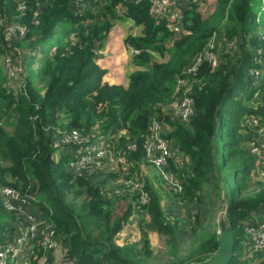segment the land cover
Listing matches in <instances>:
<instances>
[{
    "label": "trees",
    "instance_id": "1",
    "mask_svg": "<svg viewBox=\"0 0 264 264\" xmlns=\"http://www.w3.org/2000/svg\"><path fill=\"white\" fill-rule=\"evenodd\" d=\"M21 4L26 8L20 10ZM263 4L264 0L186 1L180 6L178 31L168 18L153 14L150 0H88L83 10H77L73 0H0V57L10 48L8 24L18 22L27 27L23 42L12 41L21 51L19 56L25 61L28 56L43 59L39 68L35 61L25 65L26 76L18 90L7 81L0 61V187L37 197L44 225L68 239L67 256L75 264H143L154 254L149 231L167 236L176 256L187 236L185 220L170 219L150 177L130 176L142 163L154 167L144 148L154 117L169 126L164 136L184 162L172 167L183 186L180 192L172 191L185 203L199 204L192 231L205 232L197 237L195 248L173 264L203 262L218 249V232H206L216 195L236 235L230 264H243L239 259L246 237L243 222L253 209L264 205L263 157L246 147L255 131L242 124L246 114L264 117V97L257 108L247 104L259 90L253 86L256 78L250 70L264 69V41L255 35L264 25ZM206 9L212 14L206 16ZM118 24L125 30L129 52L127 87L104 81L106 71L97 63L98 53ZM224 25L227 31L215 44V58L220 47L227 54L200 65L193 76L200 82L196 86L193 82L190 92L196 113L189 122L182 121L174 114L177 81ZM227 37L232 45L221 42ZM134 49L140 52L135 54ZM262 76L264 96V71ZM38 80H46L42 89ZM61 127L84 134L97 130L98 135L111 137L115 151L123 150L129 165L126 179L143 183L148 202L140 204L138 192L132 190L105 192L107 178L122 173V165L101 184L94 179L96 174L71 168L78 148L66 145L75 151L56 157ZM130 143L136 148L130 149ZM156 172L155 178L164 181ZM133 194L149 215L148 228L141 226L139 243L120 245L118 234L137 209L129 200ZM14 219L0 198V241L14 231L8 223ZM35 252L36 259L45 254L51 259L43 246Z\"/></svg>",
    "mask_w": 264,
    "mask_h": 264
},
{
    "label": "built area",
    "instance_id": "2",
    "mask_svg": "<svg viewBox=\"0 0 264 264\" xmlns=\"http://www.w3.org/2000/svg\"><path fill=\"white\" fill-rule=\"evenodd\" d=\"M96 3L102 0H91ZM152 3V12L156 17H166L170 20V24L180 30L181 26V10L180 6H185L186 1L203 2L211 4L215 0H150ZM88 0H73L75 8L83 10L87 5ZM180 4V5H179ZM26 5L21 4L19 9H25ZM0 23L3 22L0 20ZM27 27L18 22L8 24L6 40L10 46L8 52L4 54V64L10 80L15 83L14 88L20 89L23 81L21 79L26 76L25 67L20 65L22 59L20 50L13 47L14 39H22L26 34ZM138 54L139 50H132ZM15 54V55H14ZM14 56V59L11 58ZM211 58L214 62L215 58V43L208 42L207 46L196 56H194L185 68L183 75L178 79L175 90V112L182 121L189 122L196 113L194 100L190 92L193 89L194 74L199 69L204 60ZM13 59V60H12ZM259 79L261 75L260 69H252L250 71ZM22 82V83H21ZM12 86V84H11ZM262 97H264L262 95ZM257 124V120L250 119L251 124ZM169 128L165 122L154 117L150 124L149 134L145 140L144 148L146 150L147 160L156 168L158 173L163 177L165 183L180 192L183 188L176 172L171 169L170 163L175 151L171 141L164 136V132ZM112 138L106 135H98L96 130L84 134L78 129L70 131L63 130L58 132L56 145H72L78 148L74 158L70 161V166L81 173L89 175H97L103 171H113L119 169L120 165L124 169H128L129 165L124 158L123 150L117 153L112 146ZM130 149H135V143L129 144ZM174 153V154H173ZM254 153L263 157L262 166H264V153L259 149H254ZM182 159L177 162L176 168L183 166ZM125 183L133 191L138 192L140 204L145 205L148 200V193L143 188V183L138 180L126 179ZM0 198L8 211L13 212L17 218V234L13 235L8 232L4 239L0 241V264H13L19 258H24L31 261L34 249L26 256L27 247H32L39 239V244L47 250H53L57 246L56 232L50 225L45 226L41 212V206L36 204L37 197L33 193H22L18 189L10 186L0 187ZM40 208L39 215L36 212V207ZM139 207H141L139 205ZM246 241L250 244L251 254L258 255L259 259H254L252 256L240 259L243 264H258L264 260V221L251 222L244 225ZM28 257V259H27ZM41 264H48V256L45 254L40 257ZM95 264V263H93Z\"/></svg>",
    "mask_w": 264,
    "mask_h": 264
},
{
    "label": "rangeland",
    "instance_id": "3",
    "mask_svg": "<svg viewBox=\"0 0 264 264\" xmlns=\"http://www.w3.org/2000/svg\"><path fill=\"white\" fill-rule=\"evenodd\" d=\"M217 2H218V0L213 1V3H217ZM263 6H264V4H263ZM211 14H212V10H210V9H206L205 10V15L206 16H209ZM226 21L227 20H225L223 22L225 23ZM263 21H264V15H263ZM259 28H260V30H257L255 35L259 36L260 40L264 41V25H261V27H259ZM226 31H227L226 25H224V27L221 28L220 32L216 33V35L213 36L212 38H209V41H207V42H210V41L213 40L214 43L216 44L217 40L219 42V38L221 39L222 36L225 37V32ZM22 39H19L18 41L23 42ZM223 41L224 42L227 41L230 45H232V43L230 42L231 40L229 38L228 39H223L221 42H223ZM239 46H240L239 43H237L236 48H238ZM16 48L18 49V47H16ZM19 48L21 49V46ZM230 49L232 50V47H230ZM224 54L225 55L227 54L226 51H224L220 47L219 48V52L217 53V59L219 60L221 58L220 60H222V58L225 56ZM3 57H5V56L3 55ZM3 57H0V61H1V58H3ZM11 58L14 59V56H11ZM161 58L162 57H159V58H156V59L160 60ZM34 61L37 62V68L41 67V65L43 63V59H41V58L32 60L28 56L26 58V61L22 58V59H20L19 63H20L21 66L25 67V65H27L30 62H34ZM261 70L264 71V69H261ZM5 72H6L7 81H10L11 84H12V87L17 89L18 87L15 86V83H14L15 80L12 82L10 80L9 76H8V72L7 71H5ZM262 79H263V76L260 79L256 78V80L253 81L254 82L253 86L258 88L259 90H258L256 95L252 99L248 100V103H247L248 105H250L252 107H255V108H257L258 106H261L263 104V103L257 102V99L262 97V95H263V90H262V88L260 86V84L262 82ZM37 82H38L37 83L38 86L42 89L44 87V84H45L46 80L45 81L44 80L43 81L42 80H38ZM199 82L200 81H194V84H195L194 86H196V84H198ZM251 118H254L255 120H257L258 121L257 124H254L253 122H252L253 124H251L250 123V119ZM63 121H65V120H63ZM242 122H243L242 123L243 125H247L249 128H251V129H253L255 131V133L252 136V138L249 139L246 142V147L248 149H250L251 151H253V152H254V149H256V147H260L259 151H262V149H263L262 144L263 143H261V141H258V140L260 139L262 134H264L263 133V131H264V117H262V116H253V115L249 116V115L246 114L244 116V118L242 119ZM7 129L11 130L12 127L8 126ZM63 130H64V127H61L60 132H63ZM167 131H169V130H167ZM118 140H119L118 136L113 138V141L116 142V143L118 142ZM116 146H117V144H116ZM57 150L60 151L59 147L57 148ZM174 152H175V155L172 157L171 163H170L171 169H172V167H175L177 165L178 160L179 161L181 160V158H180L181 153L178 154V151H175V149H174ZM123 171L124 172L119 173V175L116 174V175H118L116 178H111V180H114L113 182H114L115 185H119L120 183H117V182H119V179L120 178H121V180L124 179V176L125 175L127 176L130 173V170L127 171L126 169H124ZM109 172L110 173H113V172L117 173V171H115V170L109 171ZM125 173H127V174H125ZM126 176H125V179H126ZM130 176H132L134 179L137 178V174L136 173L131 174ZM156 176H157V174H154V173H152L149 170H147V172L143 173V177L144 178L145 177H150L149 179L152 182H154L155 188L160 190V193L162 195V200H163V203H164L163 207L166 209V212L169 213L170 219H173L174 217H178V218H182L183 220H185V222H186L185 228L187 230V236L184 238V241L182 243H180L179 250H178L176 256H173V254L171 253V248L169 246V242H168L167 236L159 234L158 232H157L158 235L155 236L154 235L155 234L154 231H149V235H151V234L153 235L151 237L153 238V242H154V245H153L154 246V248H153L154 249V254L150 258H144L143 262H141V263H143V264H173V262L175 260H177L178 258L186 257L195 248V246L197 245V243H198V241H197L198 238L197 237L200 236L202 233L205 234V232L201 228H197L196 229V231H197L196 233H194L192 231V227L195 225L194 224V218H195V215H196V213H197V211L199 209V204H188V203L183 202L178 196H176L173 193L172 189H170V187L165 183V181H161L160 182V179H158V177L155 178ZM122 181L125 182L124 180H122ZM123 184H126V183H123ZM134 197H135L134 194L131 195L129 197V200L138 209L139 205H137V202L135 201ZM174 200L177 203H179V204L175 205L174 204L175 202H173ZM224 208H225V205L223 204L221 199L218 198V196L216 195L215 196V205L212 208L213 209L212 210V217H211V219H210V221H209V223L207 225V231L206 232H208V233H209V231L211 233L215 232V231L218 232V230H219V216H220V213L222 211H224ZM8 213L11 216L14 217L13 212L8 211ZM148 224H149V216H148L147 219H142L140 224H139V222H136V220H134V224H132L131 226L128 225L129 228H126V226H127V223H126V225L124 226L125 228L123 227V229L121 231L129 232L128 230H130L131 233L129 232V234H128L129 238L130 237L132 238L131 235H134L135 233H137L138 235H136V238H137V236H139V238H137L133 242H138L139 243L140 238H141V233H140L141 226H143L145 228H148ZM124 234L123 233L122 234L121 233L118 234L117 243H119V242L122 243L123 241H126V239H128L127 237L123 236ZM125 243H123V244H125ZM128 243H132V242H128Z\"/></svg>",
    "mask_w": 264,
    "mask_h": 264
},
{
    "label": "crops",
    "instance_id": "4",
    "mask_svg": "<svg viewBox=\"0 0 264 264\" xmlns=\"http://www.w3.org/2000/svg\"><path fill=\"white\" fill-rule=\"evenodd\" d=\"M124 36H125L124 28L119 24L115 25L108 35L104 48L101 49L100 52L98 53L99 55L97 56V63L106 71L104 75V81L109 82L110 84H122L127 87L128 86V74L131 68L129 67V52H128V47L124 41ZM1 62L4 63V57L1 58ZM257 102L262 103L263 102L262 98L261 97L258 98ZM258 141H261V143H263L262 152L264 153V134H262V136L260 137ZM256 149H260V147H256ZM59 150L60 151H58L56 157L60 155L61 152L73 153L75 151L73 148H70L69 146H66V145H62L61 147L59 146ZM262 168L264 170V166H262ZM147 170L151 171L154 174H157L154 167L146 165L145 163L141 164L140 169L138 170V172H136V174L138 177H140V174L143 176V173L147 172ZM109 174H116V173H110L109 171H103L95 175L94 179H96L97 182L102 184L104 180L106 179V176ZM125 176H124V179H122L124 181H126ZM122 180L120 178L119 182H117L120 184L115 185L113 182L114 180H111V177L107 178V182L104 185V190L109 195H113L115 193H131L132 192L131 189L126 184H123L125 182H123ZM173 202H175L174 203L175 205L179 204L175 200ZM162 205L164 206L163 200H162ZM35 207H36V212L39 215L40 208L37 206ZM40 215H42V213ZM148 216L149 215L146 212V209L143 207H139L138 209L134 211V213L130 217L126 228H129L128 225L131 226L132 224H134V220H136V222H139L140 224L142 219H147ZM261 221H264V205H261L260 207L253 209L251 211L249 218L244 220L243 225L247 223H251V222H261ZM8 223L10 227L14 228V231H11V233L13 235L17 234L18 233L17 227H16L17 218H15L12 221H8ZM128 231L130 232V230ZM129 232L120 231L121 234L125 233L123 236L127 237L128 239H126V241H123L122 243L119 242L118 244L123 245V243L125 242L126 243L133 242L134 240L139 238V236H137L136 238V235H138L137 233H135L134 235H131L132 238L131 237L129 238L128 237ZM154 233H155L154 234L155 236L158 235L156 231H154ZM151 236L153 235L152 234L150 235V239L152 243V248H154L153 246L154 242ZM56 240H57V246L53 250L49 251L51 253V259L48 261V264H75L74 260L68 258L67 256L68 239L63 235H57ZM39 242L40 240L38 239L36 243L32 245V247L26 248V251H25L26 256L29 254L31 250L34 249V251H36L40 249L41 245L39 244ZM240 252L241 253H240L239 259L249 257V255L252 256V258L254 259H259L258 255L251 254V247H250V244L246 241V237L243 239L241 243ZM34 255L32 254L31 261L30 260L27 261L24 256V258H19V260L15 261L13 264H41L40 262L41 258L38 257L36 259L37 256L35 255L34 257Z\"/></svg>",
    "mask_w": 264,
    "mask_h": 264
},
{
    "label": "water",
    "instance_id": "5",
    "mask_svg": "<svg viewBox=\"0 0 264 264\" xmlns=\"http://www.w3.org/2000/svg\"><path fill=\"white\" fill-rule=\"evenodd\" d=\"M218 249L203 262H192L188 264H230L235 255L236 235L232 226L228 223L225 211L219 216Z\"/></svg>",
    "mask_w": 264,
    "mask_h": 264
}]
</instances>
